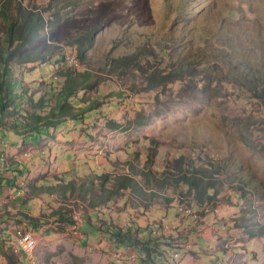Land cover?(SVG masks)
<instances>
[{
  "label": "rangeland",
  "instance_id": "rangeland-1",
  "mask_svg": "<svg viewBox=\"0 0 264 264\" xmlns=\"http://www.w3.org/2000/svg\"><path fill=\"white\" fill-rule=\"evenodd\" d=\"M68 2L70 6L66 7ZM60 12L64 19L49 25L43 39L37 42L48 50L39 53L41 62L48 63L61 52L75 53V47L67 44L68 41L88 31L91 37L87 40L83 67L102 74L99 76L106 78L109 91L115 85L108 84L114 80L128 92L116 98L103 94L99 101L103 113L88 117L87 125L78 131L61 124L53 137L43 136L31 141L32 144L26 139V145L20 146L16 142L15 148L11 143L8 162L15 161L16 157L25 160V150L33 152L30 160H22L23 166L29 163L32 167L30 171L25 166L23 168L26 170L23 182L27 191L34 193L29 184L49 174L62 173L64 176L60 174V181L73 185V189L64 194L60 183L56 187L59 190L52 195L44 193L41 198L33 197L22 204V209L35 213L42 203L54 208L68 204L72 215L83 214L79 230L87 236L86 242L89 243L83 246L80 235L69 232L70 226L68 231L49 222L35 230L26 219L16 214V217L4 221L1 232L15 235L27 229L37 234L35 257L29 258L25 254L30 261L24 264H33L35 258V264H114V261L140 264L132 250L130 257L133 260H127V257V261L117 262L113 259L110 237L100 234L96 228L98 224L105 228L97 215L108 220L109 211H91L90 223L84 209L88 200L105 196L106 190L99 189L102 175L123 173L134 152L139 156V160L135 159L136 164L142 167L149 162L150 155H154L152 165L157 168L171 163L178 156L192 158L198 166L211 161L221 167L222 174L217 177L216 187L218 209L230 231L236 235L232 237L234 242L230 240L223 244L218 237H228L226 227L211 224L207 230L206 223L192 220L183 211H178L179 214L176 207L168 209V218L160 216L165 211L157 207H152L150 214L143 216L139 206L127 200L121 207L125 209L117 208V212L111 215L117 221L121 219V225L129 224L123 219L128 210L133 211L135 221L141 226L159 217H165L161 219L165 224L171 221L176 224V230L170 236L175 237L173 241L180 248L167 247L168 259L155 255V262L264 264V105L250 101L248 97L241 99L240 92L228 79L220 80L264 81V0H65ZM169 38H174L177 53L209 64V61H215L222 68L216 67L210 72L211 65L206 72L210 76L201 87L177 79L155 90L143 89L139 76L131 68L124 69L126 73L123 75L112 71V60L137 51L147 42ZM39 48L34 45L32 49ZM55 76L59 77L53 74ZM132 82H135L133 88ZM34 87L43 94L42 80L35 81ZM89 92L86 90L83 97L87 99ZM120 99L133 106L123 105ZM137 114L146 120L143 125H132ZM111 120L120 122L121 126L109 127L107 123ZM5 134L4 140L8 143L15 140ZM34 159L38 160L35 167ZM20 185L23 192L22 182ZM105 185L108 186V182ZM172 189L168 188L169 192ZM18 196L20 200L21 196ZM115 198L120 199L118 195ZM215 211L217 214L218 210ZM208 216L213 219L211 214ZM209 228L214 234L220 232V236L211 235ZM205 234L214 240H207ZM209 243L214 245L213 252H221L222 262L194 252ZM133 245L119 246L139 248ZM186 245L191 249L188 250ZM222 245L228 247L225 254L221 251ZM175 251L179 253L178 257L173 255ZM203 251L205 253L204 248ZM228 251L230 254L226 256Z\"/></svg>",
  "mask_w": 264,
  "mask_h": 264
},
{
  "label": "trees",
  "instance_id": "trees-1",
  "mask_svg": "<svg viewBox=\"0 0 264 264\" xmlns=\"http://www.w3.org/2000/svg\"><path fill=\"white\" fill-rule=\"evenodd\" d=\"M64 1L0 0V140H4L5 133H7V135L13 136L15 140L18 139L23 145H26V139L32 143L31 141L42 139L43 136L50 135L53 137L61 124H67L70 130L78 131L81 127L83 128V125H87L86 119L88 117L103 113L102 105L99 103L103 94L112 95V97L115 95L116 98V96L123 97L128 92L127 88H122L114 80H110L108 85H115L116 88L114 86L109 91L105 82L106 78L99 76L102 74L93 71L91 68L83 67L88 48L87 40L91 37L88 31L82 32L68 41L67 44L75 47V53L71 51V53L61 52L51 58L48 63H45L47 61L41 62L39 53L44 52V50L47 53L48 50L44 48L42 43L37 42L43 39L44 32L49 25L60 23L64 19L60 12ZM69 6L70 3L68 2L66 7ZM174 44V38H169L166 41L159 40L155 43L147 42L137 51L112 60L110 67L113 72H118V75L125 74L124 69L126 68L133 69L139 76L143 89L153 90L158 87H165L177 79L187 80L201 87L210 76V73L206 72L211 65L210 72L214 71L216 67L222 68L221 64L215 61H209V64L201 60L195 61L186 54L177 53ZM34 45L40 48L33 50ZM38 63L41 64L38 65ZM53 74L59 77H53ZM226 79L240 92L238 95L241 99L248 97L250 101L264 105V83H262L264 81L220 78L221 81ZM41 80L44 82L43 94L39 93L40 90L35 91L34 87L35 81ZM134 83L130 84L132 88ZM86 90H90L87 99L83 97ZM120 102L123 105H132L128 102L126 104L121 99ZM145 121L141 115L137 114L132 125H143ZM107 124L111 128L121 126L120 122L116 120H111ZM5 145L4 142L3 149H5ZM3 149L0 150V161L5 159V150ZM28 152L30 151H27L23 157L27 156ZM31 156L32 153L29 154V157ZM135 159L139 160L136 152H134L132 159L127 160L126 170L120 175L103 174L99 189L106 190L105 196L98 200L96 198L93 201L92 199L88 200L89 203L84 207L87 221L90 223H92L91 211L100 212L101 209L109 211L108 220H103L97 215L98 221L104 223L105 228L100 224L96 228L100 234H106L110 237L113 243L110 251L114 253L116 250L125 253L126 257H121L123 261L127 259V252L131 250L136 253V259L139 260L140 264L154 263L157 259L155 255L167 260V257L170 256L167 247L173 248V240L175 239L170 235L176 230V224H173V221L167 222L166 224H171L168 226L161 220L165 217L152 219L151 223L141 226L135 221L136 217L133 211L131 213L129 210L126 211V216L123 218L129 224H119L121 219L117 218V221L111 215L115 214L117 208H121L127 200H132L133 203L137 204L143 216L150 214L152 207H157L165 211V214L160 216L168 218V209L176 207L177 212L183 211L184 214L191 210L190 216L187 217L206 223L207 230L211 224L223 221L218 209V190L216 189L217 177L222 174V169L214 162L209 161L203 163V166H198L194 159L178 156L171 163L167 162L162 167L157 168L152 165L154 155H150L149 162L143 167L136 164ZM22 160L19 159L9 165H14L8 169L11 172L12 180L17 174H23L26 170L32 169L30 165L27 169L25 167L26 170H23ZM60 174L64 176V174L59 173L49 174L42 179L36 178V181L29 184L34 193L24 190L26 199L38 198V195L44 193L52 195L55 190H59L56 187L61 185L60 183L63 185V193H66L67 190L71 191L73 185L66 181L61 182L62 176ZM94 175L99 176V174ZM105 182H108V186L105 185ZM26 188L27 185H25ZM168 188L173 189L169 192ZM117 195L119 200L115 198ZM119 201L121 202L119 203ZM121 209H125V207L123 206ZM216 209L218 210L217 214ZM209 214L213 216V219L208 216ZM6 215L12 214L6 212ZM17 215L26 219V223L35 230L49 222L56 223L57 228L68 229L78 216H81L80 226L83 216L81 213L72 215L71 207L68 204L54 208L47 203L41 204V210L36 216H31L27 212H19ZM79 226L78 232L81 241H84V246V244H89L86 242L88 238L85 234H81ZM25 231L27 230L20 231L19 235ZM223 232H226V229ZM227 232L228 237H218L219 242H222V239L228 240L236 236L230 229ZM250 234L252 236L254 232ZM210 240H214L213 237ZM5 241L7 240H2L3 243ZM120 244H134L139 248H125L119 246ZM4 245L8 263L23 264L11 252L9 245ZM212 246L213 244L209 245L210 253L214 249ZM185 247L188 248L189 246L186 245ZM203 248L204 246L201 250L194 252L208 254V250H205L204 253ZM220 248L224 254L227 253L225 251L228 247L220 246ZM190 249L188 248V250ZM228 252L226 256L230 254V251ZM174 254L179 256L177 251ZM209 255L212 259L215 258V261H223L219 257L221 255L217 256L215 252ZM173 257L175 258V256ZM113 263L118 264L115 261Z\"/></svg>",
  "mask_w": 264,
  "mask_h": 264
},
{
  "label": "crops",
  "instance_id": "crops-1",
  "mask_svg": "<svg viewBox=\"0 0 264 264\" xmlns=\"http://www.w3.org/2000/svg\"><path fill=\"white\" fill-rule=\"evenodd\" d=\"M1 141H3V142L6 143V148H5V159H3V161H0V264H9L8 263V260H7V257L5 256V251H4L5 245L4 244L9 245V247L11 249V252L20 261H22V263L24 264L25 261H30V260L28 258H26L25 257V254H23L19 250V248H18V246L16 244V239L14 238V236H15L14 234H7L6 232L5 233L4 232H1V225L5 223L4 221L9 220L11 217H16L14 215L18 214V212H27V214H29L31 216H36L37 213L41 210V204H39L37 206V208H36L37 211L35 213H32L29 210L28 211H25L24 209H22V204H24L27 201L26 195L24 194V191L22 192V190L20 188V186H21L20 183L22 182V186H23L24 190H27V188L25 189L26 183L24 184V182H23V178L25 177V175L24 174H17V173H15V174H17V176L15 177L14 180H12V178H11V172H9L8 169L11 168V167H14V165L13 166H9L12 163H14V160L11 161V162H8L7 161V153H8L9 147L11 146V143H13L12 144L13 145L12 147L15 148L16 142H18L20 144V146L22 145V142L21 141H18V139L15 140V141L12 139L10 141V143H8L5 140H1ZM25 151H30V153H32V155H33V152H32L31 149H28V150H25ZM41 151H43V149H41ZM31 157L30 158H27L25 160L23 159V160L24 161L30 160ZM18 159L19 158L16 157L15 161H17ZM37 161H38L37 159H34L33 160V162L35 163L33 167H35L36 165H38ZM29 165H30L29 163L24 164V166L26 168L29 167ZM18 194L21 196L20 197V200H18L19 199L18 198L19 197ZM42 196L43 195H38V198H41ZM35 207H36V205H35ZM6 212L11 213L12 216L11 215H6ZM217 226H219V225H217ZM27 231H29V230H27ZM210 233H211V235H216L217 234L216 235L217 237L220 236V233L217 232L216 234H214V231H212L211 229H210ZM33 234L37 238V234L36 233H33ZM206 234H205V237L207 238V240H210V238H212V237H210V236L207 237ZM16 235H19V232ZM222 237H227V236H222ZM234 239H236V238H234ZM2 240H7V241H5V243H3ZM230 240L232 242L235 241V240H233L231 238V239H228V240L222 239V242L224 241L223 242V244H224L225 242L230 241ZM215 253L217 254V256L221 254L220 251L219 252H215ZM206 256H207V258H209L207 253L204 254V257H206ZM34 257H35V255H34ZM210 258L212 259L211 256H210ZM211 261H213V260H211ZM35 263H36V258H35V261L33 260V264H35ZM160 263H161V261H159V262L157 261V262H154L152 264H160ZM170 263L172 264L173 261L171 260Z\"/></svg>",
  "mask_w": 264,
  "mask_h": 264
},
{
  "label": "built area",
  "instance_id": "built-area-1",
  "mask_svg": "<svg viewBox=\"0 0 264 264\" xmlns=\"http://www.w3.org/2000/svg\"><path fill=\"white\" fill-rule=\"evenodd\" d=\"M3 141L0 140V148L3 146ZM24 158H30L29 156H25ZM190 211L188 210V214H184L186 216H190ZM81 221V216H78L75 218V222L73 223V232H71L74 235H80V233L78 232V226H79V222ZM124 225H126V223H122ZM174 224V222H173ZM217 225H220V227H226L228 229H230V226L227 225L226 221L223 219L222 223L221 222H217ZM164 226V223H163ZM151 231H160V230H151ZM15 239H17L18 241V248L19 250L23 253L26 254L28 256V249L29 246L31 245L32 242H34V236H29V235H16L14 236ZM211 243V242H210ZM209 243V244H210ZM174 247H179L176 243H174ZM209 244L208 246L204 247L205 250H208V255L212 254L209 252ZM127 260H133V257H130V251H128V259ZM123 261V260H122ZM160 264H165V263H160Z\"/></svg>",
  "mask_w": 264,
  "mask_h": 264
},
{
  "label": "bare ground",
  "instance_id": "bare-ground-1",
  "mask_svg": "<svg viewBox=\"0 0 264 264\" xmlns=\"http://www.w3.org/2000/svg\"><path fill=\"white\" fill-rule=\"evenodd\" d=\"M70 232H73V225L70 226ZM22 235H29V236H34V242L31 243V245L29 246V249H28V257L32 258L34 256V250L36 248V245H37V238L35 237V235L33 233H31L30 231H25ZM16 244L18 246V241L16 239ZM126 257L125 253L123 252H117L116 250L114 251L113 253V258L114 260H116L117 262H121L122 259L121 257ZM175 256H177L175 254ZM123 257V258H124ZM221 258V257H220Z\"/></svg>",
  "mask_w": 264,
  "mask_h": 264
}]
</instances>
